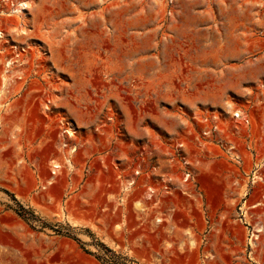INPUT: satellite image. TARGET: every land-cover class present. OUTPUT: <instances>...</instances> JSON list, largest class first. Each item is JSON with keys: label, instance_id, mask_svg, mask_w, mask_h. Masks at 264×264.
<instances>
[{"label": "rangeland", "instance_id": "1", "mask_svg": "<svg viewBox=\"0 0 264 264\" xmlns=\"http://www.w3.org/2000/svg\"><path fill=\"white\" fill-rule=\"evenodd\" d=\"M24 2L0 0V264H264L263 211L149 190L180 105L264 107L261 3Z\"/></svg>", "mask_w": 264, "mask_h": 264}, {"label": "built area", "instance_id": "2", "mask_svg": "<svg viewBox=\"0 0 264 264\" xmlns=\"http://www.w3.org/2000/svg\"><path fill=\"white\" fill-rule=\"evenodd\" d=\"M3 1L8 5L10 0ZM13 1L12 13L19 5ZM258 1L264 9V0ZM259 95L262 104L264 92ZM224 105L197 104L190 111L179 106L180 139L170 145L166 162L151 160L152 195L180 193L191 211L264 212V107L251 110L234 98ZM142 169L139 164L136 176ZM203 176H210L211 183ZM213 188L222 205L208 200Z\"/></svg>", "mask_w": 264, "mask_h": 264}, {"label": "bare ground", "instance_id": "3", "mask_svg": "<svg viewBox=\"0 0 264 264\" xmlns=\"http://www.w3.org/2000/svg\"><path fill=\"white\" fill-rule=\"evenodd\" d=\"M9 5H10V7H12V0L9 1ZM28 8H29V5L24 2V3H21L20 6H19V9H16L15 11H13V13L24 14V10H26ZM3 38H4V35H3V33L0 32V40H2ZM19 62H22V60H17L16 61V63H19ZM14 64H15V62L13 64L11 63L10 66H9V68L12 67ZM68 72H69V69H68ZM73 77H74V75H73ZM0 109H1V107H0Z\"/></svg>", "mask_w": 264, "mask_h": 264}, {"label": "crops", "instance_id": "4", "mask_svg": "<svg viewBox=\"0 0 264 264\" xmlns=\"http://www.w3.org/2000/svg\"><path fill=\"white\" fill-rule=\"evenodd\" d=\"M60 168V166H56V169Z\"/></svg>", "mask_w": 264, "mask_h": 264}]
</instances>
